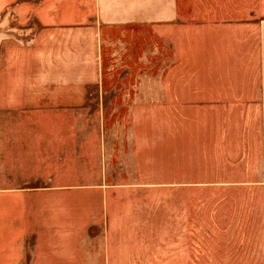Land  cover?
Segmentation results:
<instances>
[{"label": "crops", "instance_id": "obj_1", "mask_svg": "<svg viewBox=\"0 0 264 264\" xmlns=\"http://www.w3.org/2000/svg\"><path fill=\"white\" fill-rule=\"evenodd\" d=\"M192 1L98 0L100 9L82 11L71 18H97L101 24L112 27L136 19L174 23L181 19L183 3ZM246 18L235 23H254L258 17L251 11ZM229 23L233 24L232 20ZM262 35L243 32L241 39H234L242 41V50H228L232 63L198 67L192 74L202 78L192 83L46 94L39 92L44 87L40 66L33 79L17 81L13 85L15 90H7L0 96V232L11 222L16 233L19 231V239L3 236L1 260L34 258L49 252L56 256L111 253L117 247L111 243L118 240L113 235L115 226L137 223L133 218H139L137 210L145 206L143 200L125 199L119 204L117 195L125 198L135 191H152L163 186L173 191L202 185L234 186L249 189L253 194L255 190L264 191V47H250L249 42ZM89 46L92 45L72 64L78 83L93 82L98 73L96 56ZM187 69L181 70V75H186ZM29 90L33 92L26 93ZM174 108L182 110L185 145L183 154L177 158L176 144L172 142L175 136L162 137L170 144L169 169L165 172L170 182L164 185L165 174L159 169L162 161L158 110ZM190 109H194L197 123L210 124L197 138L200 150L196 161L193 136L186 131V123L191 122ZM122 111L134 113V119L110 120L109 114ZM61 114L77 121L48 124L44 120L46 116ZM92 114L100 115V120L89 122ZM216 158L221 163L219 170L222 171L223 164L227 173L217 182L197 181L196 177ZM94 194L100 195V201L91 204L77 198L71 204L67 199L61 205V229L66 235L63 241L52 244L33 239L37 235V195ZM171 199L173 221L177 222L175 231H180L179 200ZM259 199L263 201L259 214L264 216V196ZM98 224L106 227L104 235L90 233ZM127 229L139 232L142 228ZM134 238L139 237H123Z\"/></svg>", "mask_w": 264, "mask_h": 264}, {"label": "rangeland", "instance_id": "obj_2", "mask_svg": "<svg viewBox=\"0 0 264 264\" xmlns=\"http://www.w3.org/2000/svg\"><path fill=\"white\" fill-rule=\"evenodd\" d=\"M100 8L98 0H0V96L7 90H15L13 85L17 81L33 79L39 66L44 72V87L39 88V92L46 94L75 89L180 85L202 78V75L192 74L198 67L232 63V58H228L232 53L228 50H242V41L234 39H241L243 32L263 34L249 42L250 47H264V0H193L183 3L181 19L174 23L136 19L112 27L101 24L97 18H71L82 11ZM251 11L258 17L257 22L235 23L247 19ZM89 44L96 56L98 73L93 82L78 83L72 64L80 53L88 51ZM184 68H188V72L181 75ZM49 80L55 83H48ZM30 92L33 91H26ZM193 110L190 109L191 122L186 123V131L192 133L196 161L200 150L197 138L210 124L197 123ZM181 111L178 108L158 110L159 159L162 161L159 169L164 174L169 169L170 144L162 137L175 136L172 142L176 144L177 158L184 151ZM141 114L145 116V112ZM109 115L111 121L125 122L133 120L135 114L122 111ZM44 120L48 124L77 121L65 114L46 116ZM99 120L100 115L92 114L89 122ZM220 164L216 158L196 180L217 182L227 173L223 164L222 171L219 170ZM163 181L164 185L170 182L168 174L163 176ZM261 196L264 191L255 190L253 194L249 189L220 185L174 191L163 186L152 191H135L125 198L117 195L119 204L125 199L143 200L145 206L137 210L139 218H133L137 223L115 226L113 235L118 240L111 243L117 247L111 253L56 256L49 252L34 258L1 260L0 257V264H264V216L259 214L263 206ZM172 197L180 204V231H175L177 222L173 221ZM77 198L91 204L100 201L98 194L37 195V235L33 239L52 244L63 241L66 235L61 229V205H65L67 199L75 204ZM129 226L142 229L130 232ZM5 227L0 232V241L4 235L9 240L19 239V231L16 233L11 222ZM106 230L98 224L90 233L104 235ZM132 235L139 238L123 239Z\"/></svg>", "mask_w": 264, "mask_h": 264}]
</instances>
